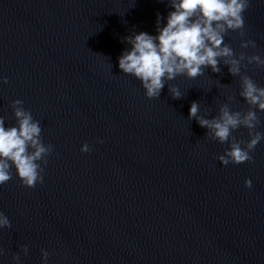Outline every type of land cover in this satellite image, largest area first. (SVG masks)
I'll return each instance as SVG.
<instances>
[{"label":"water","instance_id":"water-1","mask_svg":"<svg viewBox=\"0 0 264 264\" xmlns=\"http://www.w3.org/2000/svg\"><path fill=\"white\" fill-rule=\"evenodd\" d=\"M167 3L0 0V117L15 126L23 101L54 146L42 184L22 186L13 169L0 186L11 224L0 229V264H17L14 253L18 264H42L43 249L47 264H264V140L252 162L224 166L216 157L227 143L188 116L193 101L210 120L224 106L242 118L255 111L256 127L229 139L264 135V111L240 95L244 76L264 88V64L249 62L264 60V0H250L244 28L225 34L238 75L221 58L218 72L165 80L149 99L118 57L124 37L155 35L157 13L166 23Z\"/></svg>","mask_w":264,"mask_h":264},{"label":"clouds","instance_id":"clouds-1","mask_svg":"<svg viewBox=\"0 0 264 264\" xmlns=\"http://www.w3.org/2000/svg\"><path fill=\"white\" fill-rule=\"evenodd\" d=\"M162 2V0H161ZM170 11L161 26L160 14L157 13L155 35L145 31L135 32L124 37L129 47L118 57V68L126 75H131L140 82L146 98H158L164 88L165 80H174L178 75L194 79L203 75L205 67L218 72V63L228 66L232 75L240 73V60L234 58V51L224 43L227 31L244 28L243 13L248 9L250 0H168ZM248 43H253L249 41ZM248 43H242L247 47ZM240 59H243L241 57ZM264 64L258 56L250 58ZM0 81L7 83L6 77ZM240 95L251 105L264 111V88L257 87L252 78L241 79ZM169 91L174 98L181 96L180 90L172 86ZM15 126L5 127L0 117V186L15 176L22 186L33 188L44 182L43 171L47 159L53 152V145H45L41 139V127L30 111L21 105L23 101H14ZM199 105L193 101L188 109L189 118H196L199 125L209 130L210 135L220 144L227 143L223 154L216 159L224 166L252 162L251 151L264 140L261 132L250 134L246 145L235 140L230 141L232 131L243 126L256 127V112L249 111L243 118L239 112H232L226 106L220 110L218 118L206 119L198 116ZM97 143H103L97 139ZM243 145V147H242ZM81 152H90L88 143L80 146ZM245 188L252 187V181L244 179ZM11 227L10 220L0 211V229ZM27 252V245H21ZM49 252L41 251V262L47 264ZM13 260L19 261V254L14 253Z\"/></svg>","mask_w":264,"mask_h":264}]
</instances>
